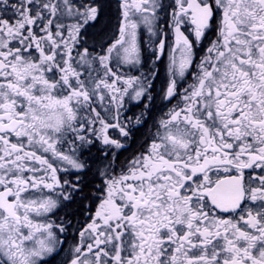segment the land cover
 Segmentation results:
<instances>
[{"label":"snow or ice","instance_id":"snow-or-ice-1","mask_svg":"<svg viewBox=\"0 0 264 264\" xmlns=\"http://www.w3.org/2000/svg\"><path fill=\"white\" fill-rule=\"evenodd\" d=\"M264 264V0H0V264Z\"/></svg>","mask_w":264,"mask_h":264},{"label":"flooded vegetation","instance_id":"flooded-vegetation-1","mask_svg":"<svg viewBox=\"0 0 264 264\" xmlns=\"http://www.w3.org/2000/svg\"><path fill=\"white\" fill-rule=\"evenodd\" d=\"M60 259H61V257H56L55 260L51 261V264H59Z\"/></svg>","mask_w":264,"mask_h":264}]
</instances>
